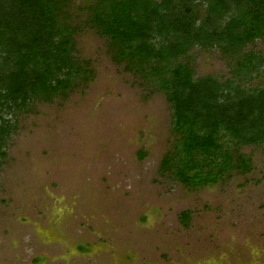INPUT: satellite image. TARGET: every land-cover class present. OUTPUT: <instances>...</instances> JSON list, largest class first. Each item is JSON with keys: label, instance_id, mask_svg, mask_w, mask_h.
I'll return each mask as SVG.
<instances>
[{"label": "rangeland", "instance_id": "1", "mask_svg": "<svg viewBox=\"0 0 264 264\" xmlns=\"http://www.w3.org/2000/svg\"><path fill=\"white\" fill-rule=\"evenodd\" d=\"M74 47L88 78L6 115L0 264H264V144L241 148L250 172L185 187L160 172L174 140L165 95L114 63L94 30ZM253 49L264 54V40ZM193 53L196 76L228 75L219 53Z\"/></svg>", "mask_w": 264, "mask_h": 264}, {"label": "trees", "instance_id": "2", "mask_svg": "<svg viewBox=\"0 0 264 264\" xmlns=\"http://www.w3.org/2000/svg\"><path fill=\"white\" fill-rule=\"evenodd\" d=\"M85 28L165 95L174 140L160 172L197 189L252 170L241 148L264 144V83L252 84L264 76V54L253 49L264 40V0H0V159L14 126L6 115L88 78L74 56ZM197 50L223 56L228 75L196 76Z\"/></svg>", "mask_w": 264, "mask_h": 264}]
</instances>
